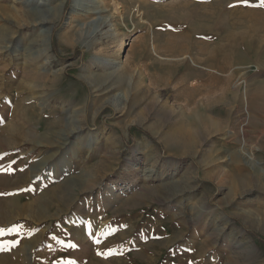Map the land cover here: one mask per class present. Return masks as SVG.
<instances>
[{
  "label": "rangeland",
  "instance_id": "374dc122",
  "mask_svg": "<svg viewBox=\"0 0 264 264\" xmlns=\"http://www.w3.org/2000/svg\"><path fill=\"white\" fill-rule=\"evenodd\" d=\"M47 1L0 0V264H264V32L230 14L245 0ZM158 33L182 55L155 57ZM206 35L231 82L190 105Z\"/></svg>",
  "mask_w": 264,
  "mask_h": 264
},
{
  "label": "crops",
  "instance_id": "0c3cea01",
  "mask_svg": "<svg viewBox=\"0 0 264 264\" xmlns=\"http://www.w3.org/2000/svg\"><path fill=\"white\" fill-rule=\"evenodd\" d=\"M239 4L241 5L239 6L240 8H230L232 9L230 10V14H238L237 16H239L240 19L244 18V20L250 19L251 22L253 21V24L248 27V31H256L262 28L261 31L264 32V0H245ZM258 5L261 7H258ZM246 6L248 7L246 8ZM237 27L238 23L236 24V28ZM210 28H212V31L215 30L212 26H210ZM230 36L235 37V33ZM205 38L206 40L203 41V45L201 46L204 57L195 62L192 61L193 63L190 66V105L191 101H194L195 96H198L199 93L205 96L203 99H200L199 102H201V100H204L206 95L211 92L226 91L231 82V76L229 75L231 72L230 70L228 71L229 67L222 66L225 64L224 62H222L224 64L220 63V59L227 58L229 53L220 49V44L216 45V42L218 41L211 40L213 38L212 36L206 35ZM155 39L156 45L162 47L160 41L163 38L161 35L160 37L155 36ZM219 42L222 43L221 41ZM226 42L229 41L226 40ZM213 45H215V47ZM224 46L226 45H223L222 47ZM207 49H209V51ZM186 83L189 82L187 81ZM249 105V108L251 109L250 119H252V115L255 111L252 109L251 103Z\"/></svg>",
  "mask_w": 264,
  "mask_h": 264
},
{
  "label": "bare ground",
  "instance_id": "6f19581e",
  "mask_svg": "<svg viewBox=\"0 0 264 264\" xmlns=\"http://www.w3.org/2000/svg\"><path fill=\"white\" fill-rule=\"evenodd\" d=\"M97 1L98 0H88L87 2H89V4H86L85 3V13H89V14H91V15H93V14H98V10H100V8H99V5H98V3H97ZM127 2H129V0H115V2H114V4H115V7H114V10L116 11V13L117 14H120V10H123L125 13L126 12H128L129 11V9H130V4L129 5H127ZM47 3L48 4H50L51 5V10L52 11H58L59 9H60V7L58 6V1H51V0H48L47 1ZM82 4H84V0H75L74 1V9H75V11H74V14H75V16L77 15V13L79 12V10H80V7H82ZM172 5V4H171ZM140 8H141V5H137V9L136 10H140ZM113 9V8H112ZM61 10V9H60ZM101 11V10H100ZM140 12V11H139ZM51 13V12H50ZM80 13V12H79ZM150 12L149 11H147V13H146V17L148 18V22H150V24H151V26L153 27V25L154 24H152V20L150 19ZM123 15V14H122ZM175 15V14H174ZM174 15H172L171 17H176V15L174 16ZM79 16V15H78ZM124 16H126V14L124 15ZM98 17V16H97ZM103 18V17H102ZM152 18V17H151ZM99 19H101L100 17H99ZM101 22V21H100ZM103 22H106V19H105V21H103L102 20V24H103ZM161 24V23H160ZM101 25L99 24V26L98 27H100ZM97 27V28H98ZM50 31L51 30H49V31H47V35H48V37H47V42L49 43V37H50ZM95 31H96V29H95ZM158 32H159V29L157 30ZM157 37H160V33H158V36ZM155 39V38H154ZM63 42L65 43L66 42V44L68 43V42H70V37L69 36H67V37H65V36H63ZM171 44H172V46L170 47V49L169 50H167V54L168 55H166V54H163L162 52H160L161 51V47H159V46H157L156 45V42L154 41V43L152 44V47H151V49H152V53L154 54V56L155 57H157L158 59H164V61H172V60H174L175 58H173V57H178V56H181L182 55V52H179L180 51V47L181 46H179L178 45V43L176 42V43H172L171 42ZM155 62H158V64H162V62H160V61H155ZM157 66V65H156ZM164 65H162V68H160L159 69V65H158V70H157V72L155 73V75L153 76V81H151V84H150V86H156L158 83H159V81H160V79H162V77H159V75L161 74L160 73V71H162L163 72V69H164ZM167 67V66H166ZM117 68V67H116ZM168 68V67H167ZM188 74H190V69L188 70ZM54 120V119H53ZM52 119L50 120V122L53 124L55 121H53ZM56 132H52V134L54 135ZM57 134V133H56Z\"/></svg>",
  "mask_w": 264,
  "mask_h": 264
},
{
  "label": "trees",
  "instance_id": "16d2710c",
  "mask_svg": "<svg viewBox=\"0 0 264 264\" xmlns=\"http://www.w3.org/2000/svg\"><path fill=\"white\" fill-rule=\"evenodd\" d=\"M136 131L141 132V133L144 134L148 139H150L153 143L156 144V141H155V140H154L149 134H147L146 132H144V131L138 129L137 127H133V128L130 129V134H131V136H133V134H134ZM252 236H253V239H254L258 244H260L261 246L264 247V240H263L261 237H259V236H257V235H254V234H253Z\"/></svg>",
  "mask_w": 264,
  "mask_h": 264
}]
</instances>
